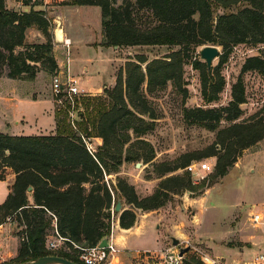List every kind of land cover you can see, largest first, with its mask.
Masks as SVG:
<instances>
[{"label":"trees","instance_id":"trees-1","mask_svg":"<svg viewBox=\"0 0 264 264\" xmlns=\"http://www.w3.org/2000/svg\"><path fill=\"white\" fill-rule=\"evenodd\" d=\"M30 10L9 9L6 0H0V75L8 78L33 79L39 70L48 74L58 72L54 58L52 22L41 6L43 0H19ZM72 5H95L100 8L102 42L105 46L167 45L178 46L164 58L147 60L136 56L125 63V77L120 73L111 89L104 95H84L80 103L75 128L67 112L56 107L55 130L48 135H10L0 132V179L5 168L12 169L14 181L0 204V224L16 225L20 238L18 254L1 264L30 261L42 256L57 255L83 264L79 250L71 242L94 246L110 233V207L118 199L136 208L152 210L160 207L167 197L170 185L185 188L190 180L185 177H167L150 196L139 198L124 180L113 184L107 175L117 173L123 162L133 158L124 145L130 140L129 131L141 133L146 122L138 115H153L142 94L145 82L148 91L163 86L167 81L181 77L182 62L195 47L215 44L224 53L215 67L207 69L197 60L193 65L200 71L201 94L206 102L219 98L224 78L219 67L224 54L236 44L252 45L264 41V0H134L125 6H115L113 0H71ZM148 9L156 23L139 28L131 17L130 7ZM235 6L236 10L226 11ZM216 8L225 11L216 13ZM36 28L45 41L28 43L25 32ZM144 67H142V65ZM264 69V54L248 56L240 73ZM228 104L220 107L185 109L184 116L214 130L222 120L232 123L218 130L214 145L206 156H215L213 177L224 176L242 151L264 139L262 111L235 122L245 102L240 77L231 86ZM99 137L97 150L87 148L86 141ZM140 142L146 143L142 139ZM147 144V143H146ZM135 158L145 159L142 155ZM189 159L164 167L160 173L185 167ZM30 187V190L28 189ZM167 190V191H163ZM163 195V196H162ZM55 218V220H54ZM121 228H130L135 222L132 210H123L119 217ZM65 246L49 250L45 247L53 225Z\"/></svg>","mask_w":264,"mask_h":264},{"label":"rangeland","instance_id":"rangeland-1","mask_svg":"<svg viewBox=\"0 0 264 264\" xmlns=\"http://www.w3.org/2000/svg\"><path fill=\"white\" fill-rule=\"evenodd\" d=\"M6 1H8L6 6L12 7L17 0ZM113 1L115 6H125L127 1L134 3V0ZM234 10L236 7L232 6L226 11ZM129 11L139 28L156 23L148 9H136L132 6ZM224 11L223 8H216V13ZM95 12L100 16V10L96 6ZM89 19L96 30V14ZM52 26L53 35V29L56 27L53 23ZM30 36L33 39L34 32H31ZM204 45L206 44L195 47L194 51L184 58L181 77L178 80H169L152 91H148L146 83H143L141 91L153 118L138 115L146 122L145 130L141 133L130 130V140L124 145L133 158L123 162L117 173L107 175L113 184L117 179H122L133 186L139 198L152 195L167 177H185L190 180V184L180 188L171 186L175 184L174 180L166 182L165 184L170 185L168 191L163 190L167 191L166 200L160 207L152 210L136 208L121 197L122 209L114 212V218L110 219V233L114 229L112 233L116 234L119 230L117 226L120 213L129 209L135 213V222L138 221L139 226L137 230L129 233L132 235L130 242H135L136 245L150 247V251L159 255L169 248L171 250L188 248L181 256L183 264H211L210 260H214V264H242L255 252L256 243H259L262 234V230L252 224L250 216L254 209L262 208L264 201L263 175L260 173V163L264 162V139L243 150L224 176L213 177V172H205L202 177L194 178L184 170V167L160 173L164 167L179 164L187 159L189 163L195 160H204L212 165L216 163L215 156L206 155L214 145L218 130L232 122L222 120L216 129L210 130L200 122L186 119L184 111L194 107L209 108L228 104L231 86L238 77L243 82L245 102L240 105L242 114L235 122L245 120L261 111L264 115V69L240 73L241 66L248 56L264 54V41L255 45L236 44L224 54L225 60L219 67L224 78V86L219 98L212 102L203 99L200 71L193 65L194 60L205 63L199 56V51ZM177 49L178 46L132 45L117 46L115 50L107 53L100 50L92 51L89 55L94 62L88 67L89 71L78 86L86 91L91 90L89 93L92 96H105L104 89H111L115 85L117 75L121 73L122 77H125L127 61L134 60L136 56H145L148 61L160 59ZM219 53L212 62V68L218 64L220 56L224 53L221 46ZM83 64L85 63H81ZM76 68L78 71L73 74L74 78L80 75V66ZM52 76L53 74H41L36 81L20 78L9 80L5 72L2 73L0 111L2 107L7 108V103L8 107L13 108L11 99L15 97L14 91L17 88L19 91H26L30 96H35L43 86L42 92L52 101V110L55 113L56 105L50 86ZM2 128L0 126V130ZM139 139L147 144L140 142ZM88 141L93 150H97V146L102 142L99 137H91ZM134 155H142L149 159L146 161L135 158ZM4 173L5 171L3 172L5 177ZM9 174H13V171L6 172V177ZM13 227L16 233V225L13 224ZM167 234L179 237L180 244L173 246ZM117 247L119 248L118 245ZM61 248L68 250L65 244ZM142 253V249H120L119 264H155L143 259Z\"/></svg>","mask_w":264,"mask_h":264},{"label":"crops","instance_id":"crops-1","mask_svg":"<svg viewBox=\"0 0 264 264\" xmlns=\"http://www.w3.org/2000/svg\"><path fill=\"white\" fill-rule=\"evenodd\" d=\"M70 1L43 0V4L35 6L34 9H43L46 17L56 27L53 29L52 52L58 65V72L74 77L73 74L78 71L76 67L80 66V75L78 77L81 78L80 82H82L89 71L88 67L94 62L89 53L99 50L107 53L110 50H115L116 47L101 45V13L99 16V13L95 12V5H72L69 4ZM7 8L21 11L30 10V6L23 5L19 0L15 2L14 6H7ZM94 13L97 17L96 30L95 25L89 19L90 16L94 17ZM57 29H60L63 33L62 40H58L56 37ZM31 32H34L33 39L30 36ZM94 32L96 36H94ZM64 39L69 40L68 45L64 42ZM25 41L28 43H41L45 39L36 28H29L25 32ZM81 63L85 64L81 65ZM41 74L48 73L44 70H39L33 80L39 79ZM8 79L15 80L13 78ZM35 81L33 82L35 83ZM43 89L44 87L42 86L37 95L30 96L26 91H19L17 88L14 91L15 97L11 99L13 108L8 107L9 104L7 103V108L2 107L0 111V126L3 127L0 132L5 131L3 133L10 135H48L54 133L55 117L52 110L53 105L52 101L42 92ZM26 109L29 110L26 111ZM260 164V173L263 175L264 162ZM8 171H12V169L5 168V177L3 176L0 179V204L6 198L14 181V173L6 177V172ZM137 224L138 221L127 229L117 226L119 230H117L116 234H113V242L116 246L118 245L120 249L151 250L150 247H141L136 245L135 242H130V238H132L130 236L132 235L129 233L138 229L139 226ZM19 246L20 238L14 231L13 223L7 221L0 224V264L14 258L18 254Z\"/></svg>","mask_w":264,"mask_h":264},{"label":"built area","instance_id":"built-area-1","mask_svg":"<svg viewBox=\"0 0 264 264\" xmlns=\"http://www.w3.org/2000/svg\"><path fill=\"white\" fill-rule=\"evenodd\" d=\"M68 39L64 42L68 45ZM81 78L70 77L68 74L56 72L51 78V94L56 107H62L66 110L68 119L73 128L78 119V112L81 110L80 103L77 102L80 96L91 95L89 91H85L78 85ZM87 148L91 152L93 150L89 141H86ZM184 170L194 178L202 177L205 172H213L214 165L204 161L195 160L188 163ZM263 190H264V174ZM107 178V177H106ZM260 210H253L250 216L252 224L262 230L259 243H256L255 252L250 258L242 264H264V201ZM111 219L114 218L113 204L110 207ZM55 220V218H54ZM113 232V229H112ZM108 235V243L105 246H99V242L94 246L82 247L71 242L73 247L79 250L78 258L83 264H119L120 249L113 242V233ZM65 238L60 236L55 224L51 233L47 236L45 247L49 250L60 248ZM143 259L151 261L155 264H183L179 250H171L170 248L162 252L161 255L150 251L143 250ZM214 264V260H210Z\"/></svg>","mask_w":264,"mask_h":264},{"label":"water","instance_id":"water-1","mask_svg":"<svg viewBox=\"0 0 264 264\" xmlns=\"http://www.w3.org/2000/svg\"><path fill=\"white\" fill-rule=\"evenodd\" d=\"M117 47V46H114ZM219 46L215 44H206L204 45L200 51H199V56L201 59L206 64L207 69H210L212 66L213 60L219 55ZM139 166V163L136 164ZM30 190V187L28 188ZM122 209V201L121 199H118L115 203L113 204V210L114 212H119ZM169 239L171 240V244L173 246H178L181 242L179 237H175L171 234H167ZM108 243V236L103 237L100 242L99 246H105ZM188 248H179V254L182 256L185 251H187ZM14 264H76L71 260H68L64 257L57 256V255H47V256H42L30 261H25V262H19V263H14Z\"/></svg>","mask_w":264,"mask_h":264},{"label":"bare ground","instance_id":"bare-ground-1","mask_svg":"<svg viewBox=\"0 0 264 264\" xmlns=\"http://www.w3.org/2000/svg\"><path fill=\"white\" fill-rule=\"evenodd\" d=\"M56 37L58 40H62L63 39V33L60 29L56 30Z\"/></svg>","mask_w":264,"mask_h":264}]
</instances>
